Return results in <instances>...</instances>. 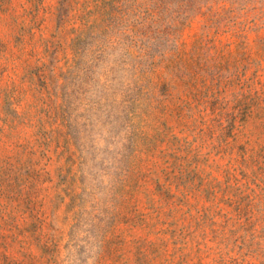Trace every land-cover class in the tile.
<instances>
[{
  "label": "rangeland",
  "instance_id": "374dc122",
  "mask_svg": "<svg viewBox=\"0 0 264 264\" xmlns=\"http://www.w3.org/2000/svg\"><path fill=\"white\" fill-rule=\"evenodd\" d=\"M250 5L0 0V264H264Z\"/></svg>",
  "mask_w": 264,
  "mask_h": 264
},
{
  "label": "trees",
  "instance_id": "16d2710c",
  "mask_svg": "<svg viewBox=\"0 0 264 264\" xmlns=\"http://www.w3.org/2000/svg\"><path fill=\"white\" fill-rule=\"evenodd\" d=\"M170 1V0H165ZM256 0H179L178 11L183 15V21L188 20L190 17L203 14L211 9L215 4H229L228 8L222 7V10L216 15H230L233 12L238 11H248ZM206 10V11H204ZM264 46V39L260 40Z\"/></svg>",
  "mask_w": 264,
  "mask_h": 264
}]
</instances>
